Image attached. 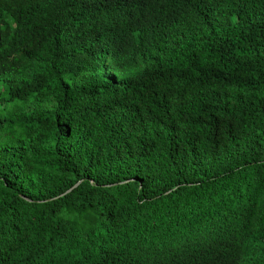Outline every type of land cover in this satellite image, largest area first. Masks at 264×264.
I'll return each instance as SVG.
<instances>
[{"label": "trees", "instance_id": "trees-1", "mask_svg": "<svg viewBox=\"0 0 264 264\" xmlns=\"http://www.w3.org/2000/svg\"><path fill=\"white\" fill-rule=\"evenodd\" d=\"M0 264H264V0H0Z\"/></svg>", "mask_w": 264, "mask_h": 264}]
</instances>
